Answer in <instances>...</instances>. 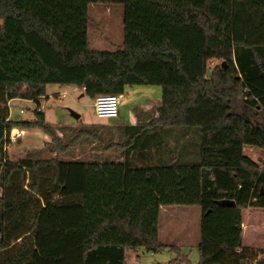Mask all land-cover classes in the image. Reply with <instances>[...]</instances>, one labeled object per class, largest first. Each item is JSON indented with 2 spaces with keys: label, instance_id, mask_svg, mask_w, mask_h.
Instances as JSON below:
<instances>
[{
  "label": "trees",
  "instance_id": "obj_1",
  "mask_svg": "<svg viewBox=\"0 0 264 264\" xmlns=\"http://www.w3.org/2000/svg\"><path fill=\"white\" fill-rule=\"evenodd\" d=\"M89 3L121 4L113 49L88 46ZM48 82L91 98L157 84L160 103L106 144L94 123L61 143L39 106ZM14 97L32 117L9 116ZM168 126L195 129L196 158L173 156ZM12 127L40 129L54 154L9 160ZM83 135L120 159L57 155ZM162 205L199 206L194 264H264V247L241 243L242 210L264 209V0H0V264H129L126 249L166 245Z\"/></svg>",
  "mask_w": 264,
  "mask_h": 264
},
{
  "label": "rangeland",
  "instance_id": "obj_2",
  "mask_svg": "<svg viewBox=\"0 0 264 264\" xmlns=\"http://www.w3.org/2000/svg\"><path fill=\"white\" fill-rule=\"evenodd\" d=\"M121 4L89 3L87 5L88 23L86 25L87 44L91 48L110 50L122 40L120 24ZM218 59L211 58L207 61L208 67L218 63ZM119 115L110 124L111 139H116L122 124L127 122L126 112L130 109L133 113L145 112L147 118L155 111L160 103V87L157 84H129L125 85L119 95ZM39 106L43 110L44 118L60 136V142H67L78 127L84 122L92 124L95 121H105L108 117H100L94 113L92 100L74 84H57L48 82L44 84V94L39 98ZM9 116L13 119H28L32 117L35 106L33 100L22 97L11 98L8 102ZM20 109V110H19ZM69 110L79 114L77 118L70 115ZM130 112V111H129ZM113 118V117H112ZM118 124V125H117ZM97 126L96 131H102ZM24 129V128H22ZM37 129V128H34ZM180 126H168L162 136L168 146L172 148L173 156L179 149L178 130ZM193 129V130H192ZM190 137L195 148L193 157L198 153V133L192 127ZM40 130V129H38ZM41 133L45 134L40 130ZM102 131V137L105 136ZM42 139L39 132L28 129L14 142L4 144L6 154L11 161L18 160L28 155L29 150L39 149L36 154L40 157L52 156L55 151L49 150L45 144L50 137L45 134ZM106 138H103V142ZM109 139V138H108ZM107 139V140H108ZM96 140H89L84 135L74 139V143L63 152L57 153L61 158H92L100 151L99 156L108 159H120L116 149L103 150ZM244 154L252 159L263 156V150L252 145H244ZM200 213L197 205H162L159 207L157 220V234L159 240L166 245L157 250H145L143 247L125 250V260L129 264H179L176 260L178 254H185L194 264L197 260L196 243L198 240V216ZM241 226L243 229V245L250 247H264V209L247 206L242 210ZM171 245L175 246L171 247Z\"/></svg>",
  "mask_w": 264,
  "mask_h": 264
},
{
  "label": "crops",
  "instance_id": "obj_3",
  "mask_svg": "<svg viewBox=\"0 0 264 264\" xmlns=\"http://www.w3.org/2000/svg\"><path fill=\"white\" fill-rule=\"evenodd\" d=\"M8 102H9V100H8ZM8 109H9V106H8ZM154 114H155V111L151 114V116L154 115ZM118 115H119V113H117V115L115 117L108 118L105 121H95L94 122V124H97V126L102 127L101 130L103 132H105L106 135L102 137V139L106 138L105 141H104L105 144L107 143V139L111 136V135H109V132L112 131V128H110L109 125L112 124V123L116 124L114 120L116 119V117ZM125 115H126V118H127V123H134V122L142 121V120L145 121V120L148 119L147 115L145 114V112H142V113L139 112V114L136 115V113H133L130 109H128V111L126 112ZM78 116H79V114H78ZM23 130L28 132V129H23ZM32 130L36 131V132H39L40 136L42 137V139H45V137H46L45 134L41 133L40 130H38V129H32ZM190 134H191V130L190 129H180V130H178V136H180V139H179V150L181 151L183 157H188L191 154V152H193V149H194V147L192 146V143H191L192 139L190 137ZM75 158H78V157H75ZM92 158H94V157H92ZM113 160H117L118 161L119 159H113ZM242 235H243V229H242ZM241 243H243L242 238H241Z\"/></svg>",
  "mask_w": 264,
  "mask_h": 264
},
{
  "label": "built area",
  "instance_id": "obj_4",
  "mask_svg": "<svg viewBox=\"0 0 264 264\" xmlns=\"http://www.w3.org/2000/svg\"><path fill=\"white\" fill-rule=\"evenodd\" d=\"M120 96L113 93H100L93 97L92 106L94 113L100 117H115L118 113ZM23 134L22 128L12 127L7 134L6 143L14 142Z\"/></svg>",
  "mask_w": 264,
  "mask_h": 264
},
{
  "label": "water",
  "instance_id": "obj_5",
  "mask_svg": "<svg viewBox=\"0 0 264 264\" xmlns=\"http://www.w3.org/2000/svg\"><path fill=\"white\" fill-rule=\"evenodd\" d=\"M69 113L71 116H73L74 118H77L78 117V113L72 111V110H69Z\"/></svg>",
  "mask_w": 264,
  "mask_h": 264
}]
</instances>
